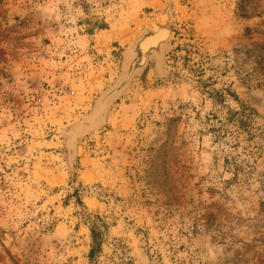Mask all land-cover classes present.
<instances>
[{"label": "rangeland", "instance_id": "obj_1", "mask_svg": "<svg viewBox=\"0 0 264 264\" xmlns=\"http://www.w3.org/2000/svg\"><path fill=\"white\" fill-rule=\"evenodd\" d=\"M0 264H264V0H0Z\"/></svg>", "mask_w": 264, "mask_h": 264}, {"label": "trees", "instance_id": "obj_2", "mask_svg": "<svg viewBox=\"0 0 264 264\" xmlns=\"http://www.w3.org/2000/svg\"><path fill=\"white\" fill-rule=\"evenodd\" d=\"M233 113H234L235 116L239 117V119L243 123H247V119H248V117H251L252 111L249 110L247 112V107L246 106H241V109L239 111H234ZM92 252H94V250Z\"/></svg>", "mask_w": 264, "mask_h": 264}, {"label": "bare ground", "instance_id": "obj_3", "mask_svg": "<svg viewBox=\"0 0 264 264\" xmlns=\"http://www.w3.org/2000/svg\"><path fill=\"white\" fill-rule=\"evenodd\" d=\"M160 34H161L162 36H165V35H166V30H161V31H160Z\"/></svg>", "mask_w": 264, "mask_h": 264}]
</instances>
